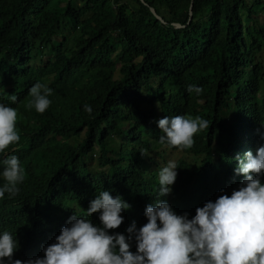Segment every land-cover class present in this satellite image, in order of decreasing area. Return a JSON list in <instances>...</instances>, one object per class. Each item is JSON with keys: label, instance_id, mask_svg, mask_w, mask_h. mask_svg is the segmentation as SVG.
I'll list each match as a JSON object with an SVG mask.
<instances>
[{"label": "trees", "instance_id": "16d2710c", "mask_svg": "<svg viewBox=\"0 0 264 264\" xmlns=\"http://www.w3.org/2000/svg\"><path fill=\"white\" fill-rule=\"evenodd\" d=\"M263 56L264 0H0V104L17 110L21 134L4 153L18 146L26 171L0 203V229L20 254L45 248L101 191L140 221L168 150L183 156L171 186L180 209L241 184L235 158L264 146ZM36 83L52 90L43 114L26 107ZM178 115L209 123L184 151L159 143L157 121Z\"/></svg>", "mask_w": 264, "mask_h": 264}, {"label": "clouds", "instance_id": "9594fccd", "mask_svg": "<svg viewBox=\"0 0 264 264\" xmlns=\"http://www.w3.org/2000/svg\"><path fill=\"white\" fill-rule=\"evenodd\" d=\"M188 91L199 94L202 89L189 85ZM51 94L49 87L36 83L26 107L43 114ZM16 100L12 95L11 101ZM84 107L92 112L89 105ZM17 119L15 108L0 104V203L7 196L17 197L26 181L21 158L14 153L18 146L4 153L21 142ZM157 123L159 143L180 151L191 149L195 134L209 127L200 116H166ZM140 154L148 156L146 149ZM235 159V171L244 177L241 184L228 183L191 209H180L173 201L178 165L170 160L158 171L155 205H142L140 221L128 217L124 210L131 205L122 197L101 191L63 219L57 236L40 245L45 248L35 246L29 254H20L14 234L0 229V264H264V146ZM98 223L102 227L94 226ZM121 225L130 227L123 228L124 235L112 234Z\"/></svg>", "mask_w": 264, "mask_h": 264}, {"label": "rangeland", "instance_id": "374dc122", "mask_svg": "<svg viewBox=\"0 0 264 264\" xmlns=\"http://www.w3.org/2000/svg\"><path fill=\"white\" fill-rule=\"evenodd\" d=\"M263 59H264V56H263ZM118 69V67H117ZM182 154L180 152H177V151H171V150H168V155H167V163L170 161V160H174L176 163H177V160L182 158ZM188 157V155H187ZM167 165V164H166ZM165 165V166H166ZM77 205L76 202H74L72 204L73 207H75Z\"/></svg>", "mask_w": 264, "mask_h": 264}, {"label": "water", "instance_id": "95a60500", "mask_svg": "<svg viewBox=\"0 0 264 264\" xmlns=\"http://www.w3.org/2000/svg\"><path fill=\"white\" fill-rule=\"evenodd\" d=\"M141 1H143V0H141ZM151 11H152V13L155 15V17H156L157 19L161 20L162 23L165 24V22L163 21V19L157 15L156 11H155L153 8L151 9ZM190 16H191V20H192V16H193V5H191V8H190ZM174 25H175L177 28H183V27H182L181 25H179V24H174Z\"/></svg>", "mask_w": 264, "mask_h": 264}, {"label": "bare ground", "instance_id": "6f19581e", "mask_svg": "<svg viewBox=\"0 0 264 264\" xmlns=\"http://www.w3.org/2000/svg\"><path fill=\"white\" fill-rule=\"evenodd\" d=\"M97 161H98V160H97ZM27 209H28V208H27ZM0 213H1V212H0ZM30 214H31V213H30ZM50 216H51V215H50ZM12 220H13V219H12ZM12 220H11V221H12ZM8 222H9V221H8ZM18 223H19V222H18ZM2 224H3V223H2ZM8 224H9V223H8ZM99 224H101V223H99ZM10 225H13V223H12V224L10 223ZM14 225H15V223H14ZM4 228H5V227H4ZM8 228H9V227H8ZM1 229H2V228H1ZM9 230H11V228H9ZM11 231H12V230H11ZM114 234H116V232H114ZM31 257H32V256H31Z\"/></svg>", "mask_w": 264, "mask_h": 264}]
</instances>
